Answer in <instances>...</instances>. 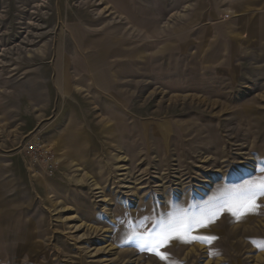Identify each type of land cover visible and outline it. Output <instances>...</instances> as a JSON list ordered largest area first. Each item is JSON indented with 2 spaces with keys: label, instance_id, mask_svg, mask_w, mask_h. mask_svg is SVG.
Wrapping results in <instances>:
<instances>
[{
  "label": "rangeland",
  "instance_id": "obj_1",
  "mask_svg": "<svg viewBox=\"0 0 264 264\" xmlns=\"http://www.w3.org/2000/svg\"><path fill=\"white\" fill-rule=\"evenodd\" d=\"M244 1L0 0V264H165L146 233L194 217L216 239L172 240L176 264H264V196L236 208L264 178ZM33 133L51 175L26 165Z\"/></svg>",
  "mask_w": 264,
  "mask_h": 264
},
{
  "label": "snow or ice",
  "instance_id": "obj_2",
  "mask_svg": "<svg viewBox=\"0 0 264 264\" xmlns=\"http://www.w3.org/2000/svg\"><path fill=\"white\" fill-rule=\"evenodd\" d=\"M260 196H264V178L249 182L244 186L236 205L237 211L245 206H247L248 212L254 211L259 207L256 200ZM233 215H236V213L233 212ZM208 222L210 223L211 221ZM206 226L204 219L196 217L189 221L183 219L170 220L167 224L161 223L158 231L146 233L143 243L139 246L155 254L165 264H176L171 259L170 254L161 251V249L166 248L174 239L180 240L182 243H192L197 240L202 243H211L216 239L215 236L204 237L193 235L195 228ZM135 235L140 236L141 234L135 233Z\"/></svg>",
  "mask_w": 264,
  "mask_h": 264
},
{
  "label": "crops",
  "instance_id": "obj_3",
  "mask_svg": "<svg viewBox=\"0 0 264 264\" xmlns=\"http://www.w3.org/2000/svg\"><path fill=\"white\" fill-rule=\"evenodd\" d=\"M240 6L235 17L238 37L249 47H264V0H245Z\"/></svg>",
  "mask_w": 264,
  "mask_h": 264
},
{
  "label": "built area",
  "instance_id": "obj_4",
  "mask_svg": "<svg viewBox=\"0 0 264 264\" xmlns=\"http://www.w3.org/2000/svg\"><path fill=\"white\" fill-rule=\"evenodd\" d=\"M26 165L34 175H51L59 165L58 154L46 143L42 135L33 133L22 145Z\"/></svg>",
  "mask_w": 264,
  "mask_h": 264
}]
</instances>
